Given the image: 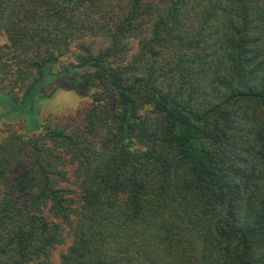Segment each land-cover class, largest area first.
<instances>
[{"label": "trees", "instance_id": "1", "mask_svg": "<svg viewBox=\"0 0 264 264\" xmlns=\"http://www.w3.org/2000/svg\"><path fill=\"white\" fill-rule=\"evenodd\" d=\"M0 31L5 99L90 101L0 140V264H264V0H0Z\"/></svg>", "mask_w": 264, "mask_h": 264}, {"label": "rangeland", "instance_id": "2", "mask_svg": "<svg viewBox=\"0 0 264 264\" xmlns=\"http://www.w3.org/2000/svg\"><path fill=\"white\" fill-rule=\"evenodd\" d=\"M6 40V35L0 31V45ZM71 60L70 57H65L54 69L61 70L64 63ZM3 94L0 91V140L12 128L24 131L22 122L25 125L31 121L36 125L72 119L78 122L90 102L81 83L72 82L69 76L63 73H47L38 92L27 103L16 104L5 99ZM70 243L71 239L67 244L58 247L53 256V264H60L61 252L67 250Z\"/></svg>", "mask_w": 264, "mask_h": 264}]
</instances>
